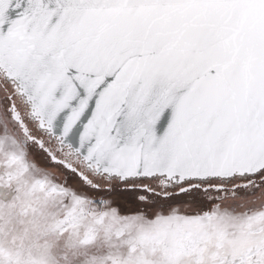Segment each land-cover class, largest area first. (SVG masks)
<instances>
[{
	"label": "snow or ice",
	"instance_id": "snow-or-ice-1",
	"mask_svg": "<svg viewBox=\"0 0 264 264\" xmlns=\"http://www.w3.org/2000/svg\"><path fill=\"white\" fill-rule=\"evenodd\" d=\"M0 264H264V0H0Z\"/></svg>",
	"mask_w": 264,
	"mask_h": 264
}]
</instances>
